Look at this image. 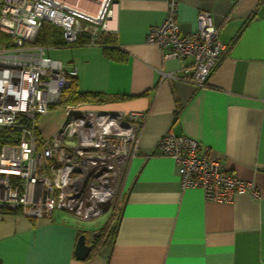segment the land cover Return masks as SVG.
I'll return each mask as SVG.
<instances>
[{
    "label": "crops",
    "instance_id": "crops-1",
    "mask_svg": "<svg viewBox=\"0 0 264 264\" xmlns=\"http://www.w3.org/2000/svg\"><path fill=\"white\" fill-rule=\"evenodd\" d=\"M68 1L95 14L102 0ZM112 1L105 32L124 60L95 44L47 52L76 68L78 92L102 96L86 106L146 115L120 185L116 229L79 261L78 237L84 233L90 246L99 231L61 211L35 219L2 213L0 264H264V0H176L182 33L197 29L199 11L210 12L219 27L225 50L203 89L184 80L191 60L163 61L146 43L149 29L165 18L167 0ZM168 132L208 149L235 177L253 183L260 199L237 193L219 203L198 188L182 190L174 161L156 151Z\"/></svg>",
    "mask_w": 264,
    "mask_h": 264
},
{
    "label": "built area",
    "instance_id": "built-area-1",
    "mask_svg": "<svg viewBox=\"0 0 264 264\" xmlns=\"http://www.w3.org/2000/svg\"><path fill=\"white\" fill-rule=\"evenodd\" d=\"M113 6L102 0L92 14L68 0H0V33L8 39L0 47V214L17 210L35 219L61 211L92 221L117 208L145 113L67 105L58 131L42 139L39 119L61 103L77 70L34 44L42 22L60 28L66 44L80 36L94 41L109 30ZM176 14V0H167L165 18L149 29L146 43L158 47L163 61L191 60L184 80L206 88L225 50L219 27L210 12L199 11L197 29L182 33ZM156 151L174 161L182 190L198 188L205 199L219 203L231 202L237 193L261 197L253 183L235 177L191 138L168 132Z\"/></svg>",
    "mask_w": 264,
    "mask_h": 264
},
{
    "label": "trees",
    "instance_id": "trees-1",
    "mask_svg": "<svg viewBox=\"0 0 264 264\" xmlns=\"http://www.w3.org/2000/svg\"><path fill=\"white\" fill-rule=\"evenodd\" d=\"M7 40H8L7 37L0 33V47H1V43ZM34 44L47 49L48 48L57 49L64 46L77 47L88 44H95L103 48V51L108 58L118 61H122L125 59V54L122 51H120L115 45V36L105 31L101 32L97 37V39L94 41H91L88 37L80 36L74 43L66 44L62 39V32L60 28L48 22H42L38 34L35 38ZM102 100H103L102 96L100 95L78 92L76 88V79H72L71 85L62 92L61 103L58 105V107L64 108L67 105L75 106V105L94 104V102L101 103ZM1 137L2 136L0 135V141H1ZM119 199H121L120 208H114L111 211L109 224H107L105 228H103L102 230H99L98 234L94 239V243L90 245L92 248V252L89 258L94 254V252L98 248V244L100 245V241L101 244L107 242L109 239L108 240L106 239L113 235L114 230L116 229L117 226L118 215L121 211V207L123 204L122 197H120ZM117 207H119V204L117 205ZM8 213L20 214V211L16 210Z\"/></svg>",
    "mask_w": 264,
    "mask_h": 264
},
{
    "label": "rangeland",
    "instance_id": "rangeland-1",
    "mask_svg": "<svg viewBox=\"0 0 264 264\" xmlns=\"http://www.w3.org/2000/svg\"><path fill=\"white\" fill-rule=\"evenodd\" d=\"M64 119V109L62 107H54L51 108L49 115L46 117L44 116L43 118H40L38 126L39 130L41 132V138L45 139L48 138L49 133L56 130L55 132L58 131L60 125L62 124V121ZM53 135H51L49 138H51ZM117 202L119 204L120 208L121 206V199H117ZM116 204V205H118ZM116 213V212H115ZM111 217V212L108 211L104 213L103 215L99 216L97 219L92 220L91 222H85L81 221V226L84 228H87L88 230H95L99 231L105 228L107 224H109V219ZM111 223V222H110Z\"/></svg>",
    "mask_w": 264,
    "mask_h": 264
},
{
    "label": "water",
    "instance_id": "water-1",
    "mask_svg": "<svg viewBox=\"0 0 264 264\" xmlns=\"http://www.w3.org/2000/svg\"><path fill=\"white\" fill-rule=\"evenodd\" d=\"M91 252L92 248L87 244L85 234H81L77 239L74 249V255L76 259L79 261H87Z\"/></svg>",
    "mask_w": 264,
    "mask_h": 264
},
{
    "label": "flooded vegetation",
    "instance_id": "flooded-vegetation-1",
    "mask_svg": "<svg viewBox=\"0 0 264 264\" xmlns=\"http://www.w3.org/2000/svg\"><path fill=\"white\" fill-rule=\"evenodd\" d=\"M119 196H120V194L118 193L117 196H116V198L119 199Z\"/></svg>",
    "mask_w": 264,
    "mask_h": 264
}]
</instances>
